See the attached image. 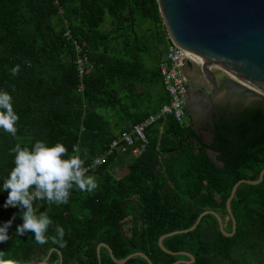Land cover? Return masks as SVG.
Wrapping results in <instances>:
<instances>
[{
	"label": "trees",
	"instance_id": "trees-1",
	"mask_svg": "<svg viewBox=\"0 0 264 264\" xmlns=\"http://www.w3.org/2000/svg\"><path fill=\"white\" fill-rule=\"evenodd\" d=\"M168 45L156 0H0V91L12 97L19 117L15 137L0 128V205L8 196L3 183L15 166L10 149L17 143H62L85 167L121 132L168 104L158 69ZM79 58H85L81 66ZM225 111L214 116L210 145L199 140L188 114L183 124L166 117L147 130L149 144L140 156L120 145L89 170L98 184L94 191L74 186L66 204L34 200L36 214L46 212L53 222L44 244L31 231L16 235L25 209L1 212L0 227L15 219L0 251L20 264H41L51 249L47 264H59L58 252L62 264H116L104 247L98 262L95 249L103 244L115 260L143 253L153 264H172L189 261L172 254L185 252L194 257L191 264H264V179L238 188L231 237L206 216L195 230L163 239L170 253L158 245L161 236L190 229L205 211L221 222L227 218L231 233L225 201L236 183L256 181L264 169L262 110L253 106L236 116ZM206 150L218 153L221 166ZM121 167L124 173L114 179ZM57 225L64 229L63 247L52 239ZM123 264L149 263L137 256Z\"/></svg>",
	"mask_w": 264,
	"mask_h": 264
},
{
	"label": "water",
	"instance_id": "water-1",
	"mask_svg": "<svg viewBox=\"0 0 264 264\" xmlns=\"http://www.w3.org/2000/svg\"><path fill=\"white\" fill-rule=\"evenodd\" d=\"M156 3L175 51L203 62L201 67L195 66V72L203 82V86L198 88L193 79L187 76L190 65L186 62L182 68L187 79L186 111L199 140L205 145L213 142L214 116L218 115V111H214L220 108L229 107L233 111L237 107L238 111L229 114L236 116L245 108L257 106L262 110L264 122V0H156ZM229 73L236 79L231 78ZM200 90L205 92L204 95H198L197 91ZM205 125L208 130L204 129ZM206 154L217 167L221 166L216 159L217 152L206 150ZM263 179L264 169L260 171L256 181H240L233 186L224 204L225 213L232 224L231 233L224 232L217 213L205 211L190 229L161 236L158 240L159 247L170 253L163 247V239L195 230L206 216L216 219L221 235L231 237L236 229L231 202L238 188L241 185L258 186ZM100 247L106 248L109 257L116 264H123L137 256L153 264L143 253H132L122 260H115L109 248L103 244H98L95 249L98 262ZM53 251L54 249L49 250L44 260ZM172 254L189 258V261L179 260L172 264L194 262V257L189 253ZM58 255L59 264H62L61 253L58 252Z\"/></svg>",
	"mask_w": 264,
	"mask_h": 264
},
{
	"label": "clouds",
	"instance_id": "clouds-1",
	"mask_svg": "<svg viewBox=\"0 0 264 264\" xmlns=\"http://www.w3.org/2000/svg\"><path fill=\"white\" fill-rule=\"evenodd\" d=\"M17 71L18 67L14 68L13 75ZM18 120L12 107V97L0 91V128L15 137ZM10 152L14 154L15 166L3 183V189L8 192L4 207L20 206L25 209L22 214L23 223L17 226L16 235L31 231L35 234V242L44 244L48 240L45 233L53 222L46 212L36 214L33 201L46 199L49 203L66 204L74 186L81 192H92L98 184L94 176L87 175L89 169L84 167L80 155L75 151L69 155L62 143L49 146L43 141H37L31 148L17 143ZM65 156L68 158L65 159ZM32 186H35L34 192L29 191ZM14 219L15 215L0 227V243L10 239L8 229ZM55 232L56 237L52 239L59 238L61 247L65 246L64 229L57 225ZM6 255V252L0 251V264H20L19 261L6 258ZM41 264H47V261H41Z\"/></svg>",
	"mask_w": 264,
	"mask_h": 264
},
{
	"label": "built area",
	"instance_id": "built-area-1",
	"mask_svg": "<svg viewBox=\"0 0 264 264\" xmlns=\"http://www.w3.org/2000/svg\"><path fill=\"white\" fill-rule=\"evenodd\" d=\"M65 36H69L67 32ZM169 40V38H168ZM76 49L80 48L74 42ZM85 61V58L78 59L79 66ZM189 65L201 67L203 62L201 60L193 59L190 57L182 56L172 47L169 40V45L165 58L159 63L158 69L162 77L163 88L167 96L169 97L168 104L163 105L157 112L150 114L145 120L136 124L130 131L121 132L117 138L111 140L107 146V149L102 154L92 160L91 164L85 166V168L91 170L101 165L105 159L112 154V152L118 147L123 146L130 149L131 156H140L147 145L149 139L147 137V130L156 122L163 118L171 117L175 122L183 124L187 119L186 111V78L183 74L182 68L185 63ZM84 74L83 69L79 68V76ZM89 172V171H88ZM87 172V173H88ZM4 204L0 205V213L10 210H14L17 207H4Z\"/></svg>",
	"mask_w": 264,
	"mask_h": 264
},
{
	"label": "flooded vegetation",
	"instance_id": "flooded-vegetation-1",
	"mask_svg": "<svg viewBox=\"0 0 264 264\" xmlns=\"http://www.w3.org/2000/svg\"><path fill=\"white\" fill-rule=\"evenodd\" d=\"M190 67L191 68H190V70H188L187 76H189V77H191L193 79L195 87L198 88L200 86H203V82H201L200 76L195 72V66L191 65ZM185 78H186V76H185ZM186 82H187V79H186ZM186 86H187V84H186ZM186 91H187V87H186ZM197 93H198V95H204L205 92L203 90H200V91H197ZM224 110H227V111H225V113H227V115H229L230 113H233L235 111H238L237 107H234L233 111H232V109H229V107L220 108V109H217V110L214 111L215 113H216V111H218L217 112L218 115H216V117L222 115L224 113ZM204 129L208 130L206 125H205Z\"/></svg>",
	"mask_w": 264,
	"mask_h": 264
},
{
	"label": "rangeland",
	"instance_id": "rangeland-1",
	"mask_svg": "<svg viewBox=\"0 0 264 264\" xmlns=\"http://www.w3.org/2000/svg\"><path fill=\"white\" fill-rule=\"evenodd\" d=\"M122 173H124V167H121L120 169H118L114 173V175H113L114 179H118ZM227 222H228V219L224 218L223 222H222V226H223L224 232H228V230H229Z\"/></svg>",
	"mask_w": 264,
	"mask_h": 264
},
{
	"label": "bare ground",
	"instance_id": "bare-ground-1",
	"mask_svg": "<svg viewBox=\"0 0 264 264\" xmlns=\"http://www.w3.org/2000/svg\"><path fill=\"white\" fill-rule=\"evenodd\" d=\"M215 67H217V66H215ZM230 77L233 78V79H236L235 76H233L232 74H230Z\"/></svg>",
	"mask_w": 264,
	"mask_h": 264
},
{
	"label": "crops",
	"instance_id": "crops-1",
	"mask_svg": "<svg viewBox=\"0 0 264 264\" xmlns=\"http://www.w3.org/2000/svg\"><path fill=\"white\" fill-rule=\"evenodd\" d=\"M191 66V65H190ZM188 121V118L186 119V122Z\"/></svg>",
	"mask_w": 264,
	"mask_h": 264
}]
</instances>
